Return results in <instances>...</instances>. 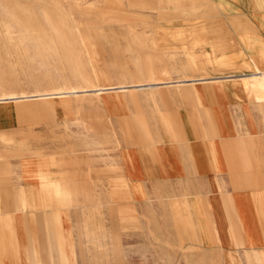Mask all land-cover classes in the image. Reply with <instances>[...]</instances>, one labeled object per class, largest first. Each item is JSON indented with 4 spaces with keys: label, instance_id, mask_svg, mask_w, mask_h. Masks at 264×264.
I'll use <instances>...</instances> for the list:
<instances>
[{
    "label": "crops",
    "instance_id": "crops-1",
    "mask_svg": "<svg viewBox=\"0 0 264 264\" xmlns=\"http://www.w3.org/2000/svg\"><path fill=\"white\" fill-rule=\"evenodd\" d=\"M105 3L107 9H101L98 0L86 5L77 0L75 7L80 12L95 14L97 23L106 21L107 24L104 25H110L113 21H120L121 30L124 31L122 36L130 37L124 50H143L145 57H134V67L124 62L119 63L115 73L111 74L109 67L99 62L98 57L102 55L104 46H115L120 42L118 32L111 28L105 30L101 24L85 27L87 31L85 36L82 34L83 43L80 44L86 48L90 64L89 82L84 83L88 87L83 85L81 91H72L67 96L70 106H53L55 111L60 108L65 112L66 129L69 124H76L94 131L99 128L97 124L103 126L104 122L114 123L119 120L118 117L127 114L132 109L130 106H135L137 102L143 101L146 104L150 101L155 106L157 99H163L162 94H165L174 104L177 95L192 102L195 107L188 115L192 130L177 148L173 141L180 138L181 132L169 120V113L156 111L155 118L159 122L162 120L164 132L149 135L147 128L144 127L142 131L141 125L145 123H141L142 117L134 109L131 118L136 123L131 130L133 132L140 128L143 134L148 133L149 143L142 144L139 148L125 147L120 157L115 156L105 167H96L92 164L91 157L83 158L80 153L82 150L75 149L72 145L59 149L63 150L62 155H69L68 158L43 152L42 143L31 146L37 143L27 141V137L35 133L36 141L39 137L42 139L44 123H48L51 130L59 124L54 119H43L42 114L25 116L26 106H0V142L13 145L0 148V264H85L84 250L79 252L74 248L75 220L68 211L76 206H91L88 196L94 191L90 185L102 183L115 200H121L108 204L106 198L99 199L98 204L94 205L132 207L136 205L134 196L140 182L146 186L154 181H167L175 185L177 175H180V181L183 182V190L186 188L190 193V189L200 191L205 187L209 190L208 200L196 192L190 199L186 197V200H178L181 206L186 203L185 205L193 208L195 223H205L203 207H222L221 213L225 217L224 206L231 205L239 235L247 246L243 250L245 262L241 263L233 255L230 262L224 264H264V172L258 179L261 182H257L258 185L262 183V187H257L256 184L252 186L256 183L255 179L251 180L244 173L239 183L242 187H227L229 197L222 198L218 196L221 194V185L213 183L211 176L217 178L226 173L203 171L205 166L220 170L228 162L227 157L230 155L238 156L242 167L249 168L253 163L248 155L253 143L242 142V135H235L233 138V117L227 112L228 103H234L242 106L247 111V118H250L248 106H264V37L248 31L250 27L245 29L241 41L247 56L244 62L247 67H251V71L236 73L231 70L237 68L235 62L238 53L230 49L232 42L226 38L224 31L226 24L232 28L234 19H238H229L227 15L233 14L232 11L239 4L245 5L246 2L127 0L128 4L137 6L140 10L125 18H115L112 15L123 12V9L120 10L122 0H105ZM255 4L258 2L255 1ZM259 5L264 7V0H259ZM248 7L250 9L251 5L248 4ZM210 11L217 14L198 23L185 22L199 19V14L205 17ZM152 16L155 19L149 21ZM219 16L226 17V21ZM136 18L141 21H130ZM262 18L259 23L264 29V13ZM70 19L79 32L80 25L89 24V21L72 16ZM137 24L145 26L135 28ZM208 43L210 51L204 49ZM115 47L111 48L112 53L116 57L121 56L122 51ZM161 60L166 61L167 65L158 64ZM170 72H175L178 77L172 79ZM83 109H86V113ZM181 113L180 120L186 121L187 113ZM121 130L124 135L130 132L126 126L120 132ZM111 131L114 136L111 149L118 150L124 140L116 136V131ZM203 144L207 147V152L204 151ZM99 149L104 150L99 147L93 150ZM185 152L190 155L191 160L181 162L180 154H186ZM67 163L83 167L75 169L64 165ZM80 169L81 172H76ZM142 172L154 177L142 179ZM76 174L85 177L77 178ZM108 182L111 183L107 185ZM185 183L189 186L184 185ZM213 211L218 217L219 210ZM130 218L135 220L134 215H130ZM85 220L83 218V224ZM85 226L82 225L84 236L94 243L97 237L90 233L95 231ZM96 244L100 246V243Z\"/></svg>",
    "mask_w": 264,
    "mask_h": 264
},
{
    "label": "rangeland",
    "instance_id": "rangeland-1",
    "mask_svg": "<svg viewBox=\"0 0 264 264\" xmlns=\"http://www.w3.org/2000/svg\"><path fill=\"white\" fill-rule=\"evenodd\" d=\"M76 1L0 0V106H13V104L14 106H26L25 116L32 117L42 114L43 119H49V121L54 119L59 124L53 126L51 130L49 124L44 123L42 139L39 137L36 141L37 136L34 133L27 137V141L30 140L37 144H31V142L29 144L38 146L42 143L43 152L49 155L55 154L57 157L62 155L63 150H59L61 147L75 146V149L82 150L80 153L83 158L91 157V162L96 167L100 165L105 167V164L112 162L115 156L119 155L120 157L125 147L139 148L142 144L149 143L150 134L156 135L159 131L164 132L162 120L159 122L155 118L156 111L169 113V120L174 122L175 127H179L180 138L173 141L178 148L179 143L189 137L188 132L192 130L188 115L195 107L192 106L191 101L179 95L176 96L175 104L165 94H162L163 99H157L155 106L150 101L146 104L143 101H141L142 103L137 102L135 106H130L132 109L127 114H121L118 117L119 120L117 119L114 123L104 122L103 126L97 124L99 128L94 131L86 130L83 125L76 124H69L66 129L65 112H62L60 108L55 111L53 106H63L64 108L70 106L67 96L72 91H81L84 83L89 82L90 64L85 52L86 48L80 44V42L83 43V36L87 31L85 27L101 24L100 26L103 25L105 30L111 28L118 32L120 42L115 46H119H104L102 55L98 57L99 62L101 61L103 65L109 67L111 74L115 73L119 63L124 62V64L134 67V62L132 63L134 57L138 59L145 57L143 50L137 51L136 48L132 52L124 50L130 37L122 36L124 31L121 30L120 21H113L110 25H104L107 24L106 21L97 23L95 14L80 12L75 7ZM78 1L86 5L95 0ZM243 1L246 2L245 5L238 3L237 9L232 11L233 14L227 15L229 19L238 18V21L234 19L235 24L232 28L227 24L224 27L226 38L231 39L232 42L230 49L238 53L235 62L237 68L231 70L236 73L251 71V67H247V63L244 62L247 56L241 35L245 33V29L250 27L251 29L248 31L256 36L264 37V29L259 23V20L263 19L264 7L259 5V0ZM255 1L258 4H255ZM98 4L101 9H107L105 0H98ZM248 4L251 5L250 9ZM120 6V10L123 9V12H115L112 14L113 17L125 18L130 13L140 10L137 6L128 4L127 0H122ZM216 14V12L210 11L205 17H201L203 14H199V19L185 22H188L187 24L198 23L204 21V18ZM70 16L89 21V24L80 25L79 32L72 25ZM252 16L257 18L254 19ZM219 17L226 21V17ZM154 19L155 17L152 16L149 21ZM130 21L141 20L136 18ZM144 26V24H137L135 28ZM114 47L122 51L121 56L116 57L117 55L112 53L111 48ZM204 49L210 51V44H206ZM161 63L166 64V61L161 60L158 64ZM169 75L172 79L178 77L175 72H170ZM73 87L74 90H72ZM248 107L250 118H247V111L242 106H237L234 103H228L227 112L229 116L233 117V121L230 120L235 127L232 133L233 138L236 137L235 135H242V142L253 143L252 151L250 154L248 153L253 162L251 167H242L240 158L230 155L227 157L228 162L220 170L209 169L206 166L203 170L206 173H226L217 178L211 176L213 183H220L222 189L218 196L222 198L228 196L227 187H242L239 183L244 173L249 175L251 180L255 179L256 183H253L252 186L254 184L257 187L263 186L262 183L258 185L257 182H261L258 179L264 172V106L251 104ZM134 109H137L134 112H138L142 117V119L139 117L141 123H145V125H141L142 131L144 127L147 128L149 135L148 133L147 135L143 134L140 128L132 132L131 129L136 123L131 118ZM82 111L86 113V109ZM181 111L187 113V122L181 121L183 119L180 120ZM198 114L200 115L199 110ZM86 117L88 118V116ZM122 121L127 122L123 123ZM202 121L204 124L206 123V121ZM125 126L130 130L128 135H124L122 130L120 132V129ZM111 130L116 131V136L124 140L118 150L111 149L114 139ZM14 141L16 142V139ZM96 142L99 143L96 144ZM10 146L13 145H5L0 142V148ZM98 147L104 148V150H93ZM203 149L207 152L205 144H203ZM68 156L63 154L61 157L68 158ZM180 158H182L181 162L191 160L188 153L180 154ZM204 161L208 162L206 159ZM64 165L75 167V169L83 167L75 166L72 163ZM76 172H81V169ZM146 172H142V179L147 180L154 177ZM179 176L175 177L178 179L176 186L167 181L160 183L154 181L147 186L140 182L134 196L136 205L132 207L94 205L98 204L99 199L106 198L108 204H115L121 200H115L109 189L102 183L95 186L90 185L94 191L90 197L88 196L91 199V206H76L68 211V214L73 215L75 220L74 248L79 252L81 249L84 250L85 264H224L230 262V257L233 255L241 263L245 262L243 250L247 245H244L241 240L231 205L224 206L225 217L221 213L222 207H203L202 215H205L203 219L205 223L202 222L203 225L195 223L193 208L185 205L186 203L181 206L178 200H186V197L190 199L194 192L203 195L208 200L210 199L209 190L205 187L200 191L190 189L192 193L186 188L183 190V182L180 181ZM75 177L83 178L85 176L76 174ZM205 182L204 179L203 183L205 184ZM109 183L111 182H108L107 185ZM184 185L189 186L187 183ZM123 201L125 200L123 199ZM213 209L219 210V219ZM130 215L135 216L134 221ZM83 218L86 219L84 224ZM82 225L95 231V233H90L97 237L94 243L84 236ZM98 226L99 231L96 232ZM96 243H100V246Z\"/></svg>",
    "mask_w": 264,
    "mask_h": 264
}]
</instances>
